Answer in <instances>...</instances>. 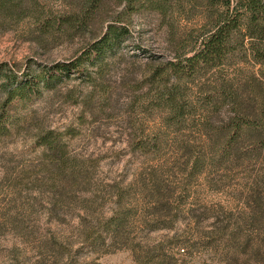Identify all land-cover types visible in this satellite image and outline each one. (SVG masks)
Wrapping results in <instances>:
<instances>
[{
    "label": "rangeland",
    "instance_id": "1",
    "mask_svg": "<svg viewBox=\"0 0 264 264\" xmlns=\"http://www.w3.org/2000/svg\"><path fill=\"white\" fill-rule=\"evenodd\" d=\"M36 1L45 11L63 10L59 0ZM204 6L188 1L172 18L134 15L129 43L110 57L95 83L64 79L13 105L7 132L0 135V264H136L131 244L157 243L177 264H225L228 257L231 264H264V230L248 219L250 196L260 198L255 206L264 203V183L254 185L264 162L248 155V144L230 165L211 166L199 90L188 91V110L196 114L176 123L161 114L149 81L154 67L171 59V44L196 27ZM88 38L40 37L29 19L4 21L0 65L21 74L67 61ZM244 47L247 54H236L227 72L239 85L245 76L259 81L256 99L264 102V64L249 56V41ZM206 79L212 82L210 74ZM211 119L218 125L217 114ZM48 130L74 131L64 140L80 163L76 181L36 147V138ZM117 208L128 218L130 241L88 246L81 218L89 234L104 233ZM254 212L263 218L264 210Z\"/></svg>",
    "mask_w": 264,
    "mask_h": 264
},
{
    "label": "trees",
    "instance_id": "2",
    "mask_svg": "<svg viewBox=\"0 0 264 264\" xmlns=\"http://www.w3.org/2000/svg\"><path fill=\"white\" fill-rule=\"evenodd\" d=\"M59 1L63 10L52 13L41 8L36 0H0V23L29 19L40 37L89 36L88 42L67 61L38 65L36 70L28 69L21 74L8 69L5 63L0 65V135L7 132L9 113L15 103L36 99L64 79L85 78L95 83L96 75L102 73L110 57L129 43L134 15L148 11L163 18H172L191 0ZM202 2L205 5L201 12L203 16L196 27L187 36L184 33L181 41L171 44V59L154 67L149 78L155 90L157 106L168 120L180 123L196 114L188 110L192 104L188 91L197 88V104L202 108L200 121L202 135L205 136L204 148L210 154L211 166L230 165L238 154V157L245 154L243 147L248 144L252 148L248 155L257 154L258 159L264 162V119H261L264 117V102L256 99V91L261 84L245 76L239 85L226 69L236 54H247H244L246 41L250 43L249 56L256 64H264V0ZM95 26L98 32H95ZM209 74L212 82L206 79ZM249 88L252 95L246 94ZM251 107L254 113L248 112ZM214 113L219 120L216 126L211 119ZM72 133L73 130L62 133L45 131L36 138V147L43 148L46 162L62 172L68 171V175L76 181L80 176V163L70 157L64 140ZM261 182L264 183V171L254 185ZM259 200L250 196L253 211L248 219L264 230V216L256 217L254 212L255 209L264 210V203L255 206ZM120 211L117 208L112 218L104 222V233L95 232L93 235L86 232L82 217L79 230L84 242L93 248L105 247L107 240L110 243L129 242L126 232L128 218ZM108 248L104 252H110ZM163 248L162 243L152 247L131 244L129 250L136 264H177ZM233 250L235 252L237 248ZM154 254L156 262H147ZM230 262L228 257L225 264Z\"/></svg>",
    "mask_w": 264,
    "mask_h": 264
}]
</instances>
